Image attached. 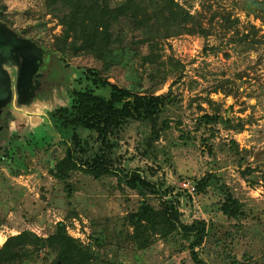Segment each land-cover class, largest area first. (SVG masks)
<instances>
[{"label": "rangeland", "instance_id": "obj_1", "mask_svg": "<svg viewBox=\"0 0 264 264\" xmlns=\"http://www.w3.org/2000/svg\"><path fill=\"white\" fill-rule=\"evenodd\" d=\"M179 1L194 14L203 12L209 34L166 36L162 31L151 46L139 42L134 45L138 55L130 54L124 65L103 73L111 82L134 91L164 94L171 90L175 97L161 116L170 127L157 141H151L148 121L131 122L119 141L112 139L114 156L126 158L127 169L152 167L154 179L164 178L174 186L175 193H180L183 222L205 219L213 225L217 237L211 235L199 248L204 262L222 264L235 256L244 264H264V25L246 15V0ZM0 10L9 27L39 41L51 55L42 67L47 73L41 86L31 93L21 78L16 82L14 77L12 98L0 111V156L10 154L8 146L15 150V162H0V246L24 230L47 236L61 221L76 245L97 254V264H196L189 241L163 220L155 224L134 220L143 197L118 176L98 179L77 171L70 179L60 180L51 174L66 145L47 114L68 103L69 91L87 84L85 71L101 69L102 62L82 51L68 54L76 46L72 38L65 46L59 41L53 45L63 25L47 12L45 0H0ZM215 11L238 17L236 29L249 33L248 40L232 42L235 28L224 29L220 16L210 23ZM252 25L260 28L257 34ZM130 37L142 40L140 31ZM57 47L67 53L61 54ZM109 92L107 87L96 89L106 97ZM215 112L232 118L236 126L244 124L243 129L200 123L201 115ZM208 173L220 179L206 192L193 194L182 188L184 179L196 184ZM221 183L248 213L239 230L237 220L220 209ZM145 198L160 208V198ZM163 231L172 233L164 236ZM53 249L45 248L21 264H46L55 257Z\"/></svg>", "mask_w": 264, "mask_h": 264}, {"label": "trees", "instance_id": "obj_2", "mask_svg": "<svg viewBox=\"0 0 264 264\" xmlns=\"http://www.w3.org/2000/svg\"><path fill=\"white\" fill-rule=\"evenodd\" d=\"M246 1V15H253L264 25V0ZM45 6L47 12L57 17L63 25L62 33L56 36L53 45L56 46L58 41L59 44L66 45L72 38L76 41V46L68 54L81 51L91 54L103 66L101 69L89 67L85 71L87 84L71 89L68 94L69 102L47 114L59 134L60 142L66 145L64 156L55 160L50 169L51 174L60 180L70 179L77 171L98 179L108 175L118 176L143 197L134 214L135 221L155 224L163 220L171 226V231L189 241L188 249L194 262L207 264L200 257L199 248L205 246V241L211 235L217 237L213 225L205 219L183 222L180 193H175L174 186L168 184L164 178L154 179L156 172L152 167L147 170L127 169L123 163L126 158L120 154L114 156L115 143L112 139L119 141L121 131L131 122L148 121L151 125V141H157L161 133L170 127L169 120H162L161 116L166 106L174 102L175 97L171 90L164 94H156V91L137 92L130 87L111 82L103 74L117 65H124L130 54L138 55L134 45L139 42H146L151 46L150 42L162 31L166 36L181 33L209 34V29L203 23V12L194 14L179 0H45ZM218 16L224 29L235 28L232 42L248 40L249 33L242 34L236 29L240 23L238 17L232 18L230 13L215 11L211 14L210 23ZM0 19L7 24L1 10ZM259 30L260 28L252 25V32L257 34ZM139 31L142 40H132L130 36ZM128 40L130 41L127 42ZM60 49L57 47L56 51L67 53ZM142 60H146V56H142ZM102 87L109 88L108 97L96 93V89ZM199 121L206 125L222 123L225 128L238 127L239 131L244 126L234 125L232 118L219 112L204 113ZM204 140L208 142L207 138ZM233 143L237 147L236 142ZM207 148L213 152L211 145H207ZM7 149L10 154L6 152L0 156V162H15L13 145ZM219 179L216 173H208L196 183L195 192H206L209 186L217 185ZM218 189L224 195L220 206L222 213L229 219L237 220L235 229L239 230L241 221L248 216L243 203L224 183L219 184ZM67 191L68 196H71L70 184ZM148 195L161 199L160 208H155L145 198ZM171 233L162 232L164 236ZM72 240L66 234V227L61 221L57 223L56 230L47 236L29 230L21 231L17 235L9 236L0 246V264H21L35 255L38 256L45 248L53 249L55 246V257L46 264H97L98 257L93 250L83 249ZM97 240L100 241V238ZM216 242L220 243L217 239ZM244 263L231 256L222 264Z\"/></svg>", "mask_w": 264, "mask_h": 264}, {"label": "flooded vegetation", "instance_id": "obj_3", "mask_svg": "<svg viewBox=\"0 0 264 264\" xmlns=\"http://www.w3.org/2000/svg\"><path fill=\"white\" fill-rule=\"evenodd\" d=\"M4 24L12 31L7 35L6 42L0 45V111L12 98L14 77L16 82L18 77L21 78L28 89L32 90L31 93L41 86V80L47 73V69L42 67L51 56L47 47L39 41ZM24 38L34 44L33 51L29 47L28 50L24 48Z\"/></svg>", "mask_w": 264, "mask_h": 264}, {"label": "water", "instance_id": "obj_4", "mask_svg": "<svg viewBox=\"0 0 264 264\" xmlns=\"http://www.w3.org/2000/svg\"><path fill=\"white\" fill-rule=\"evenodd\" d=\"M10 31L12 30H10V28H8L2 21H0V45L6 42L7 35L9 34ZM24 41H25V43H23V46H25L24 48L27 50L30 48L31 51H33L32 48L34 47V44L31 42V40L28 38H24Z\"/></svg>", "mask_w": 264, "mask_h": 264}, {"label": "built area", "instance_id": "obj_5", "mask_svg": "<svg viewBox=\"0 0 264 264\" xmlns=\"http://www.w3.org/2000/svg\"><path fill=\"white\" fill-rule=\"evenodd\" d=\"M181 185L183 186L182 188L188 190L190 193H193V194L195 193L196 184H194L192 180L184 179Z\"/></svg>", "mask_w": 264, "mask_h": 264}]
</instances>
